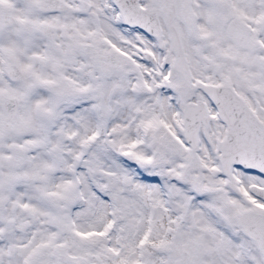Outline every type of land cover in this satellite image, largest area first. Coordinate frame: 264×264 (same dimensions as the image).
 Returning a JSON list of instances; mask_svg holds the SVG:
<instances>
[{
    "label": "snow or ice",
    "instance_id": "obj_1",
    "mask_svg": "<svg viewBox=\"0 0 264 264\" xmlns=\"http://www.w3.org/2000/svg\"><path fill=\"white\" fill-rule=\"evenodd\" d=\"M0 264H264V0H0Z\"/></svg>",
    "mask_w": 264,
    "mask_h": 264
}]
</instances>
